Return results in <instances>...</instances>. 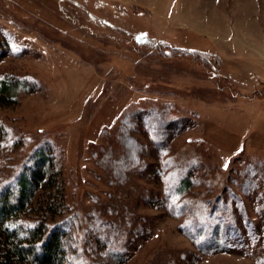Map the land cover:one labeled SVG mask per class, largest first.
<instances>
[{
  "label": "rangeland",
  "instance_id": "1",
  "mask_svg": "<svg viewBox=\"0 0 264 264\" xmlns=\"http://www.w3.org/2000/svg\"><path fill=\"white\" fill-rule=\"evenodd\" d=\"M0 39V181L49 154L71 264H264V0H0Z\"/></svg>",
  "mask_w": 264,
  "mask_h": 264
},
{
  "label": "trees",
  "instance_id": "2",
  "mask_svg": "<svg viewBox=\"0 0 264 264\" xmlns=\"http://www.w3.org/2000/svg\"><path fill=\"white\" fill-rule=\"evenodd\" d=\"M5 44L0 39V55ZM19 83L20 80L13 83L0 79V103H7V94ZM5 134V126L0 122V147ZM32 159L33 164L27 165L15 178L0 181V264H71L65 241L67 232L55 222L65 210L64 202L50 192L58 180L57 174L52 171V161L44 150H38ZM189 183V178L182 179L181 190ZM39 191L46 193L41 196ZM27 213L34 218H23ZM209 214L212 213L203 217L211 220ZM226 222L225 227L219 223L220 229L228 227Z\"/></svg>",
  "mask_w": 264,
  "mask_h": 264
}]
</instances>
